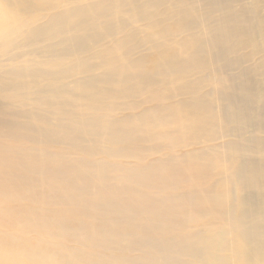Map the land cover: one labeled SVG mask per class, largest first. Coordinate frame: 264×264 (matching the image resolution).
Masks as SVG:
<instances>
[{
	"label": "bare ground",
	"instance_id": "obj_1",
	"mask_svg": "<svg viewBox=\"0 0 264 264\" xmlns=\"http://www.w3.org/2000/svg\"><path fill=\"white\" fill-rule=\"evenodd\" d=\"M0 264H264V0H0Z\"/></svg>",
	"mask_w": 264,
	"mask_h": 264
}]
</instances>
